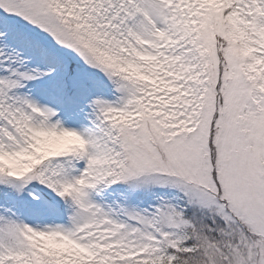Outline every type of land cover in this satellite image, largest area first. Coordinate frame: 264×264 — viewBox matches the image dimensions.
Wrapping results in <instances>:
<instances>
[{
  "label": "snow or ice",
  "instance_id": "6c2138e0",
  "mask_svg": "<svg viewBox=\"0 0 264 264\" xmlns=\"http://www.w3.org/2000/svg\"><path fill=\"white\" fill-rule=\"evenodd\" d=\"M0 264H264V0H0Z\"/></svg>",
  "mask_w": 264,
  "mask_h": 264
}]
</instances>
